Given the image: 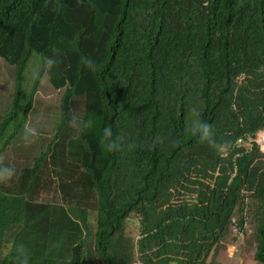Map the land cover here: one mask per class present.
I'll use <instances>...</instances> for the list:
<instances>
[{"label": "trees", "instance_id": "16d2710c", "mask_svg": "<svg viewBox=\"0 0 264 264\" xmlns=\"http://www.w3.org/2000/svg\"><path fill=\"white\" fill-rule=\"evenodd\" d=\"M54 49L59 122L14 162ZM0 62L14 82L0 156L22 170L0 184V264L21 243L29 264H211L233 220L264 264V0H0ZM74 113L96 126L70 127ZM105 126L119 150L100 148Z\"/></svg>", "mask_w": 264, "mask_h": 264}, {"label": "rangeland", "instance_id": "374dc122", "mask_svg": "<svg viewBox=\"0 0 264 264\" xmlns=\"http://www.w3.org/2000/svg\"><path fill=\"white\" fill-rule=\"evenodd\" d=\"M62 61V60H61ZM62 63H66L62 61ZM60 63V64H62ZM40 68V58L34 54L28 64L25 77L32 79L33 71L38 72ZM64 65L57 66L51 70L49 77L45 76L40 84V89L36 95L34 107L31 111L29 121L40 131V136L31 145H26L22 139L23 132L17 141V148H13L9 157L14 162L24 159L30 148L44 144V139L49 138L53 133L55 125L60 119V96L62 91L56 90L64 84L62 75ZM14 86L13 69L0 62V114L4 111L6 100L12 92ZM44 141V142H43ZM255 239L250 233L249 237L240 236L237 241H230L224 249H221L210 260L211 264H258L254 261ZM175 264V263H171Z\"/></svg>", "mask_w": 264, "mask_h": 264}, {"label": "clouds", "instance_id": "9594fccd", "mask_svg": "<svg viewBox=\"0 0 264 264\" xmlns=\"http://www.w3.org/2000/svg\"><path fill=\"white\" fill-rule=\"evenodd\" d=\"M62 61L59 58V52L57 50H52V54L44 57V68L46 71H51L54 67L58 66ZM80 63L89 71L95 72L97 70V65L88 56H82L80 58ZM32 78H39V73L33 71ZM194 118L191 124V130L193 133L199 135L201 142H208L214 145L213 140V130L211 126L204 121L198 119L199 113L193 109ZM69 126L77 129L78 131L85 132L93 129L96 126V120L94 117L90 116L87 119H81L75 113L69 121ZM40 136L39 129L34 126L31 122H26L23 125V136L22 139L26 145H31ZM99 145L104 152H113L121 148V138L114 137L112 128L109 126L103 127L99 133ZM160 142V138L157 137L154 143ZM133 147V146H130ZM22 175V170H19L15 165L5 163L4 157L0 156V184H8L18 176ZM14 264H29L30 262V252L27 246L23 243L19 244L15 248V254L13 257Z\"/></svg>", "mask_w": 264, "mask_h": 264}, {"label": "built area", "instance_id": "2783aa9c", "mask_svg": "<svg viewBox=\"0 0 264 264\" xmlns=\"http://www.w3.org/2000/svg\"><path fill=\"white\" fill-rule=\"evenodd\" d=\"M254 143L257 145L259 151L264 154V131H260L257 133L255 139H254ZM233 231L240 236H243V234L238 231L237 227H236V221L233 220Z\"/></svg>", "mask_w": 264, "mask_h": 264}]
</instances>
